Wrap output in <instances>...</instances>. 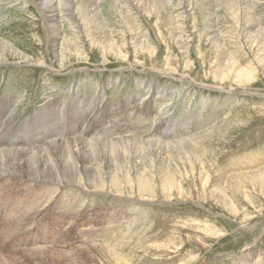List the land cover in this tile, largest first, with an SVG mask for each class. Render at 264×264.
Segmentation results:
<instances>
[{"label": "rangeland", "instance_id": "obj_1", "mask_svg": "<svg viewBox=\"0 0 264 264\" xmlns=\"http://www.w3.org/2000/svg\"><path fill=\"white\" fill-rule=\"evenodd\" d=\"M54 3L68 5L76 19L61 13L51 18L46 7ZM92 17L98 26L89 22ZM249 18L260 32L249 28ZM67 49L83 55L62 62L61 50ZM1 56L6 62H0V116L9 107L4 126L27 127L39 110L62 101L58 104L64 113L56 122L63 130L56 141L100 142L85 147L87 152H72L75 144L56 142L66 153L59 160L47 159L51 167L45 174L73 178L64 175L61 166H66L81 176L74 183L0 177L8 185L0 190L6 200L18 188L44 190L48 198L37 214L17 216L27 228L24 223L12 226L8 206L0 204V264H110L102 252L104 243L113 245L121 238L128 242L122 252L129 264L192 259V264H243V257L249 258L247 264H264V234L252 256L244 251L254 229L264 225V193L245 174L264 168V0H0ZM230 59L255 77L215 78ZM61 65L65 70H59ZM76 94L94 96L97 102L74 122L76 110L69 102ZM37 123L40 136L45 124ZM203 136L210 161L203 159L202 175L198 167L190 170L187 159H172L177 152L168 146L149 151L147 143L133 141ZM22 142L20 137L14 147ZM85 163L106 173L107 187L128 196L78 186L93 182ZM112 172L122 180L116 189L109 181ZM238 173L246 176L231 177ZM165 174L183 187V194L169 201L162 189ZM205 175L210 177L207 185ZM141 179L154 187L148 195L153 200L140 198ZM63 196L73 200L74 208L65 206L67 214L54 223ZM222 197L226 203L218 201ZM119 210L125 212L117 217ZM111 217L119 223L101 225Z\"/></svg>", "mask_w": 264, "mask_h": 264}, {"label": "bare ground", "instance_id": "obj_2", "mask_svg": "<svg viewBox=\"0 0 264 264\" xmlns=\"http://www.w3.org/2000/svg\"><path fill=\"white\" fill-rule=\"evenodd\" d=\"M64 5L61 4V3H58V4H56V3L49 4L46 7V9L49 12L51 18H54L56 15H59V13H61L63 15H65V14L68 15L69 19H72V20L76 19L75 18L76 17V14H74V12H72V9L70 7H68V5H67V7L65 6L66 7L65 8ZM86 13L87 12H85V14ZM85 14H84V16H85ZM249 19H251V18H249ZM252 20L253 19H251V21ZM253 21L250 22V24H251L250 27H249L250 29H255L256 26H258V24L257 25L256 24L254 25L255 22L253 23ZM89 22L90 23H94L95 25L98 26V21L95 20L94 17L90 18V21ZM96 28H94V29H96ZM261 29L258 28V29H255V31L256 32H260ZM214 31H216V30H214ZM60 55H61L60 61L64 62L68 56L70 57L72 55L73 56L74 55H83V53H81L80 51H78V49H69V50L67 49V51L61 50ZM0 58H1L0 59V62L1 63L6 62L5 61V59H6L5 57L1 56ZM28 59H30V58H28ZM262 61H264V57L262 58ZM227 62H228L227 63V67L225 69H223L221 71L218 70L214 74L215 78H219L221 80H225V79H229L233 75V77L235 78V80H238V81H249V80H251V79H253L255 77V75L253 74V72L251 70L243 69V68L238 67L237 66V63H236V61L234 59H232V60L230 59ZM59 70H65V65L64 66L61 65L60 68H59ZM215 88H217V87L215 86ZM217 89H222V88L218 87ZM94 98H95L94 96L93 97H90V96L76 94L75 95V98H72L71 99V101L69 102V105H72L73 106V103H74V108L76 110V111L73 112L72 107H70L71 110H72V113H73L72 120H74V122H77V118L83 116L85 109H87L88 106L92 102H94V103L97 102V100H94ZM58 102H60V101H58ZM58 102L57 103H52L48 107V109L44 108L42 110H39L36 113L35 119L33 118V120L28 121V122L25 123V125H27V127H24L23 128L21 125H18V126L15 125L16 130L15 129H12L11 130V128H15V127H13V125H10L9 124L8 127L4 126L5 123H6V122L3 123V120L5 119L4 116L7 114V111L6 110L9 109V107L6 106V108H5V115L2 114V116H0L1 117L0 118V133H1V135H0V177L19 175L20 177L31 178V179H33L35 181H42V182H45V183H47V182H56V183H60V184L61 183H63V184H70V183H74L76 181L75 179L77 177H79V176H77L78 174H74L73 171H72V169L69 168V167H66V166H61L62 167V170L65 171V173H66V174H64V172H63V174L64 175H69V176H73L74 175L73 178L72 177H68V178L62 177L63 178L62 179V178L58 177L59 175H56V176L55 175H46L45 173H47V174L50 173V167H51L49 165V163H46V162L51 157L52 158L56 157L55 158L56 160H59V159L63 158L64 153H66V151H64V148H62V147L59 146V144H61L62 142L63 143L69 142L71 144H75V145H71L72 147H74L72 149V152L73 151L87 152L89 149L88 148L85 149V147H89L88 146L89 144L90 145H93V144H96V143H98L100 141L99 140H89V139H86V138L85 139H80V140H76L75 139V140H72V141L71 140H69V141H66V140L65 141H56L57 140V136H59L57 134L61 133L60 130H63L62 127H59L58 126V123L56 122V119H57V117L63 115V113H64L62 111L60 112V106H61L60 103H62V101L59 104H58ZM0 106H1V103H0ZM2 106H3V104H2ZM70 108H68V110H70ZM81 108H83V109H81ZM62 109H64V108H62ZM66 109H67V107H66ZM66 109H64V110H66ZM10 114L12 115V113H10ZM36 119H38V120H36ZM37 122H43L45 124V125H41V126H43V128H42V131L43 132H40V134H41L40 136L38 135V131H41V130H38V131L36 130L37 128L40 127V125H38ZM51 129H52V131H51ZM14 130H15V132H12ZM20 131H21V133H19ZM109 131L110 130H108L106 132L107 135H108ZM25 132H27V133H25ZM48 132L49 133L52 132V133L51 134H46ZM55 133H56V135H55ZM19 135H24L25 136L23 138V140H22L23 142L21 143L22 146H18L17 147V145H15L16 147H14V144H16L15 141L17 142V139L20 137ZM3 140H6V142H3ZM18 140L20 141V139H18ZM43 141H49V144L43 145L44 144V143L42 144ZM133 141L134 142H137V143H141V144L147 143V145H148L147 146V149L149 151H154L156 149V146L157 145H161V146H164L165 145V146H168L169 147L168 149L169 150L171 149L170 151L177 152L172 159H175V160H178V159H187V161L190 163V170L191 171L196 170L197 167H198L199 169H201V175L203 174L202 171L205 168V166H202L203 159L205 157H207L206 156L207 153H204V152H206V137H204V136L203 137L192 138V139H182V140H177V141L174 140L173 142H167V140L166 141H159L158 139L157 140H153V139L151 140L150 139V140H142V141L135 139ZM56 142H58V143L60 142V143L58 145H56L57 144ZM109 142H115V141H112L111 140ZM77 143H79V144H77ZM2 144H5V146L7 148H3L2 147ZM91 149H93V148H91ZM102 152H103V148L101 149L100 153H102ZM171 160L169 162H171ZM208 161H210L209 158H208ZM6 163H9L8 164L9 167L2 165V164H6ZM88 163H85L84 165H86V166H84L83 168L85 170V173H88V179H90V181L93 180V182L92 183H89V186H86V187L85 186H82V185H78V186L83 187L82 189L86 190L87 192H93L94 193V192H99V191H102V192H105L106 191L108 193H111V194H114V195H118L120 197H122V196H128V195H125V194H123V193H121L119 191H113V189H111L110 187H107V182H106V177H105V174L106 173H104L102 171H100V172H94L92 170V167H90L89 165H87ZM44 164H46V166H44ZM200 164H201V167H200ZM114 173H118V172L115 171ZM108 174H109V172H108ZM111 174H113V172L110 173V175H108V176H110V180L109 181L111 182V185L115 189L117 187H119V186H122V180H119L121 178L117 174H114V175H111ZM245 174L246 175H251L252 177H247V178H253L252 183L260 185L261 191H263V193H264V168H262V169H260L258 171H255V172H253V171L250 172V173L247 172ZM184 175H186V172H184ZM246 175H244L243 173H240V174L238 173V174L231 175V177L233 176L234 178L238 179L241 176H246ZM75 176H77V177H75ZM70 178H72L73 181H68V180H70ZM80 178H81V176L79 177V179ZM64 179H67V180H64ZM209 179H210V177H207V176L205 177L204 185H207L209 183V181H208ZM124 182L127 183L126 181H124ZM234 185H238V182H235ZM5 187H8V185H7L6 182L5 183H0V190H1V188H5ZM39 187L41 188V186H39ZM137 188H138V191L141 194H144V195H142L143 197H140V198L147 199L149 201L150 200H153L150 197H148V195H152L153 188H154L152 186V184L150 183V181H147L145 179L144 180L143 179L139 180V182L137 183ZM21 189L19 190V188H18V190L15 191V192H18V194L15 195V196H11L7 200H6L7 197H3L0 194V204H1V206H2L3 209H7V206H8V209H7L8 211L7 210H5V211L9 214V219L11 220V224L13 222L12 226L13 225L16 226L17 223H18V225H21L22 226L24 222H22L20 220L19 221L15 220V219H17V216H22L23 217V215L26 214L25 212H28V211H30V213H32V214H34V212L37 214V212H39L40 209L43 208V206L46 207V205H47L46 202H48V198L45 196L44 190L42 188H41V190H43V191H34V190L33 191H27L25 189H22V190ZM162 189H163L164 195L166 196V200H168V201L171 200V198L174 196V194H176V195L177 194H179V195L180 194H183V187H182L181 183H179L175 177L170 176L168 174L163 175ZM20 191H22V192H20ZM43 200L45 201L44 203H43ZM60 201L62 202L63 205L62 204L61 205H58L57 213H55V215L58 217L57 219H59V220H55L54 223H57V221L60 222V220H62L63 216H65L67 214L64 211L65 206H67L69 208L72 207V209L74 208V205H73V202H72L73 200L69 201L65 196H63L62 199H60ZM218 201H220V202L222 201V202L226 203V199L224 197H222L221 200L218 199ZM45 203H46V205H44ZM229 206L232 207V205H230V204H229ZM104 210L105 209L103 208V211ZM101 212L102 211H99V213H101ZM124 212H125L124 210H119L117 212L118 213L117 217L118 216H123V213ZM105 213H106V211H105ZM96 214L97 213L94 214L93 212H90V215H92V217L94 219H96V221H99V220H103L104 221V218L103 217H99L98 216L100 214H98V215H96ZM106 218H108V217H106ZM115 218L116 217H114L112 219V217H111L108 220H105L104 223H101V225L102 224L106 225V224L119 223L117 220H115ZM170 220H172V219H170ZM170 224H171V222H170ZM24 226L26 227V223H24ZM177 227H176V229H178ZM8 228H9V226L7 227V229ZM168 228H170V227H168ZM137 229H138V227H137ZM254 230L256 232V234L254 233L255 236L253 237L252 241H250L248 243V245L244 249V251H247L248 256H252L253 255V253H252L253 246L255 244H257L258 240L261 237L263 238L262 235L264 234V225H260L259 227L257 226ZM131 231H133V230H131ZM143 231H145V229H143ZM170 231H172V230H170ZM172 232H174V229H173ZM205 233H208V232H205ZM130 234H131V232H130ZM119 238H121V237H119ZM167 238H169V237H167ZM118 241L119 240H117L116 243L113 244V245H110V244L107 245L108 243L105 242L104 243L105 245H104V247L102 249V252H103L104 256L108 259V261L111 262L112 264H129L128 258L124 257L123 256V252H122L123 247H126L127 244H128V242L126 240H123L122 238L120 239L119 242ZM131 241H132V239H131ZM173 241H175V239ZM173 241L171 240V243ZM136 242H140V241H136ZM144 243L145 242H143V244ZM148 244H149V242H148ZM139 247H140V245H139ZM160 247H161V245H160ZM161 248H163V244H162V247ZM166 248H168V247H166ZM178 248L181 249L183 247H178ZM136 249H138V248H136ZM148 249H149V247H148ZM242 253H243V251H242ZM131 254H132V252H131ZM166 258L167 257H165V259ZM248 259H249L248 257H243V262H244L243 264H247V262L249 261ZM194 260L195 259H192V260L187 261V262L185 261V263H182V264H192L194 262ZM165 262H167V261H165ZM173 262H174V260L172 261V263ZM160 264H163V263H160Z\"/></svg>", "mask_w": 264, "mask_h": 264}]
</instances>
